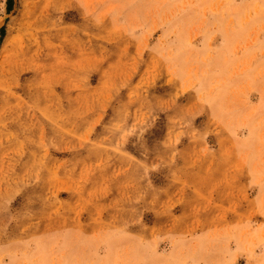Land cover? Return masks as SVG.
Instances as JSON below:
<instances>
[{
	"label": "rangeland",
	"instance_id": "374dc122",
	"mask_svg": "<svg viewBox=\"0 0 264 264\" xmlns=\"http://www.w3.org/2000/svg\"><path fill=\"white\" fill-rule=\"evenodd\" d=\"M0 22V264H264V0Z\"/></svg>",
	"mask_w": 264,
	"mask_h": 264
},
{
	"label": "trees",
	"instance_id": "16d2710c",
	"mask_svg": "<svg viewBox=\"0 0 264 264\" xmlns=\"http://www.w3.org/2000/svg\"><path fill=\"white\" fill-rule=\"evenodd\" d=\"M12 4H13V0H7V6H8L9 11L12 10ZM4 36H5V28L2 27V29H1V40L4 38Z\"/></svg>",
	"mask_w": 264,
	"mask_h": 264
},
{
	"label": "bare ground",
	"instance_id": "6f19581e",
	"mask_svg": "<svg viewBox=\"0 0 264 264\" xmlns=\"http://www.w3.org/2000/svg\"><path fill=\"white\" fill-rule=\"evenodd\" d=\"M1 23V22H0Z\"/></svg>",
	"mask_w": 264,
	"mask_h": 264
}]
</instances>
